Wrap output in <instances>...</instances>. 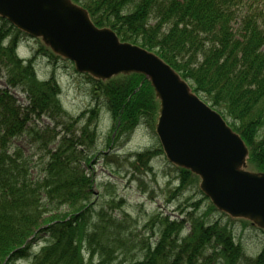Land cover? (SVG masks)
Here are the masks:
<instances>
[{"label":"trees","instance_id":"trees-1","mask_svg":"<svg viewBox=\"0 0 264 264\" xmlns=\"http://www.w3.org/2000/svg\"><path fill=\"white\" fill-rule=\"evenodd\" d=\"M70 1L97 28L110 29L121 42L154 53L172 68L240 136L249 150L247 170L264 173V0ZM26 39L0 19V264L27 259L31 243L42 236L47 244L29 264H113L128 243L124 228L112 216V202L92 209L93 182L80 163L89 164L101 107L112 121L111 145L140 125L153 134L158 101L142 75L108 81L85 75L93 106L70 119L53 73L58 62L67 61L40 40L30 58H19L16 50ZM38 59L53 68L47 80L36 76ZM42 119L47 124L39 127ZM14 141L28 142L32 155ZM161 154L159 147L135 154L131 166L146 174ZM36 157L40 163L33 165ZM175 172L174 194L198 189L191 173ZM198 204L193 213H181L184 219L159 214L157 241L144 243L141 260L130 264H264V246L256 259L245 258L229 229L207 219L216 210L209 205L200 217ZM63 208L70 211L56 213Z\"/></svg>","mask_w":264,"mask_h":264},{"label":"water","instance_id":"water-1","mask_svg":"<svg viewBox=\"0 0 264 264\" xmlns=\"http://www.w3.org/2000/svg\"><path fill=\"white\" fill-rule=\"evenodd\" d=\"M0 18L40 39L79 74L103 81L143 75L159 101L155 134L167 161L198 177L199 191L216 210L264 230V174L245 170L240 137L158 57L95 28L70 0H0Z\"/></svg>","mask_w":264,"mask_h":264},{"label":"rangeland","instance_id":"rangeland-1","mask_svg":"<svg viewBox=\"0 0 264 264\" xmlns=\"http://www.w3.org/2000/svg\"><path fill=\"white\" fill-rule=\"evenodd\" d=\"M232 27L237 28L235 22ZM36 47L35 40L26 39L19 46L17 55L21 59H28ZM51 70H53L52 66H49L45 59H38L35 63V72L39 80H47ZM53 73L61 90L59 102L68 118L74 120L93 106L94 101L89 95V86L85 77L77 74L72 65L67 62H58L54 66ZM22 99L19 97V102H23ZM38 123L40 127L46 125L47 121L42 119ZM81 125L83 124H78L77 127ZM95 127L96 143L87 153L89 164L85 166L82 162L80 163L93 182L94 195L90 200L94 203L92 209L97 212L107 203L112 202V205H115L112 216L122 224L128 243L124 250L117 253V260L113 264L134 263L141 260L144 254L141 250L145 244H154L157 241L159 224L156 217H159V214L170 220L184 219L185 214L181 213L183 211L193 213V205L199 203L196 215L202 217L208 211L209 203L203 201L202 196L194 187L174 194L177 185L176 172L163 155L152 159L149 165L150 172L145 174L141 170H139L140 173L134 171L131 166L134 155L148 150L154 151L159 146L155 135L148 131L145 125L138 126L128 137L116 139V142H112L111 145H109V137L112 121L105 109H100L98 112ZM14 142L22 146L25 155H32L28 142ZM107 159L109 163L106 162ZM39 163L37 157L33 159V165ZM38 170L39 168H34L35 175ZM69 211L63 208L57 210L56 213L62 215ZM207 219L211 223H219L220 227L228 228L233 243L240 247L244 257L256 259L264 246V231L247 222L223 216L217 211L210 212ZM188 229L189 225H185L181 237L186 236ZM46 244L47 239L43 236L33 241L27 251L30 256L27 259L15 261L13 264H29L32 256ZM151 248L153 249V245ZM83 257L87 262L85 252H83ZM94 263L96 264V261L92 262Z\"/></svg>","mask_w":264,"mask_h":264}]
</instances>
